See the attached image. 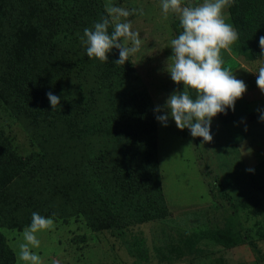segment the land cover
Listing matches in <instances>:
<instances>
[{"label": "rangeland", "instance_id": "obj_1", "mask_svg": "<svg viewBox=\"0 0 264 264\" xmlns=\"http://www.w3.org/2000/svg\"><path fill=\"white\" fill-rule=\"evenodd\" d=\"M195 1L182 0V5H198ZM100 2L104 9L105 0ZM112 4L136 10L126 19L132 30L140 33L142 45L128 62L154 111L156 159L167 215L125 227L120 233L91 227L82 215L87 209L91 211L83 201L90 193L78 183L90 180L95 184L109 176L102 167L97 171L81 170L72 162L81 154L78 142L95 152L89 156L92 161L101 151H108V147L101 146L110 141L98 134L87 137L76 133L64 122L67 119L42 113L43 106L38 107L42 113L38 118L0 100V132L15 154L20 158L36 154L32 164L41 169L34 176L43 175L49 183L52 180L65 185L71 199H75L69 202L71 199L55 196L50 207L60 214L49 216L54 219V227L37 233L40 247L32 250L41 256L42 264H264V239L257 237L258 231H264V212L243 206L264 198V186L256 179L260 169L250 164L252 141L262 137L259 124L264 123L254 118L256 112L264 114V93L256 85L264 57L247 60L236 53L235 43L230 52L221 51L223 66L245 83L246 92L235 102L234 109H227L233 115L230 123L223 125L216 116L212 118V140L203 142L200 137H192L187 128L178 130L171 118L167 126L156 120L157 115L167 113L164 106L168 97L174 91H183V85L175 84L167 71L172 55L169 42L182 32L179 14L169 12L165 18L161 0H112ZM223 16L230 23L225 9ZM158 106L162 111H155ZM34 176L23 174L0 193V217L4 221L26 215L22 212L29 209L23 208L24 199L17 191H41L42 181L35 183ZM76 201L84 205L77 207ZM26 227L0 224V233L13 256L12 264H23L18 256L21 233ZM185 234L197 237L196 252L179 260H165L169 246L186 250L182 242Z\"/></svg>", "mask_w": 264, "mask_h": 264}, {"label": "trees", "instance_id": "obj_2", "mask_svg": "<svg viewBox=\"0 0 264 264\" xmlns=\"http://www.w3.org/2000/svg\"><path fill=\"white\" fill-rule=\"evenodd\" d=\"M225 10L239 33L236 53L250 61L263 58L259 39L264 36V0H234ZM104 15L100 0H0V100L37 117L38 107L43 106L42 113L67 119L64 122L76 133L87 137L98 134L110 141L101 146L108 151H101L92 161L89 156L95 152L78 142L81 154L72 165L96 171L102 167L108 174V179L95 184L90 180L78 183L90 193V199L83 201L91 211L87 209L82 215L96 230L120 233L128 226L162 219L167 211L156 159L155 115L147 92L136 83L128 61L115 64L118 49H111L107 61L101 62L87 56L81 40L83 30L92 28ZM49 92L60 97L55 109L47 99ZM228 111L216 115L220 123L232 120ZM35 155L18 157L0 132V193L21 175L33 177L39 172L41 167L32 164ZM34 178L35 183L42 181L41 191H17L24 199L23 208L29 209L22 212L26 215L15 216L16 220L11 216L6 221L0 217V224L28 226L33 212L44 217L60 214L50 207L55 196L71 199L65 185L49 183L43 175ZM75 203L77 207L84 205ZM243 206L263 213L264 198ZM257 237L264 239V231H258ZM182 242L185 251L169 246L164 259L179 260L196 252L195 235L185 234ZM12 263L11 250L0 233V264Z\"/></svg>", "mask_w": 264, "mask_h": 264}, {"label": "clouds", "instance_id": "obj_3", "mask_svg": "<svg viewBox=\"0 0 264 264\" xmlns=\"http://www.w3.org/2000/svg\"><path fill=\"white\" fill-rule=\"evenodd\" d=\"M234 0H203L198 5H182V0H161V10L165 18L169 12L179 14L182 32L169 42L172 55L167 61V71L171 80L183 85V91H174L165 102L167 113L157 115L156 120L167 126L171 118L178 130L189 129L192 137H200L203 142H211L210 124L213 117L234 109L235 102L246 92V85L227 70L221 51H231L239 38L236 28L226 23L223 10ZM102 16L92 28L83 30L82 43L86 54L101 62L107 61V53L119 50L115 64L123 65L129 57L138 53L142 40L140 33L132 30L127 17L136 10L117 7L112 0H105ZM143 15V11H140ZM112 28L109 34V28ZM264 54V36L259 39ZM169 61L171 62L169 64ZM256 85L264 93V66L257 71ZM52 109L60 104V97L47 93ZM156 112L162 111L158 106ZM264 121V114L260 116ZM55 213H53V216ZM54 227L52 217H44L33 212L31 223L23 229V242L19 245V261L23 264H42L41 256L32 249L40 247L37 233Z\"/></svg>", "mask_w": 264, "mask_h": 264}, {"label": "crops", "instance_id": "obj_4", "mask_svg": "<svg viewBox=\"0 0 264 264\" xmlns=\"http://www.w3.org/2000/svg\"><path fill=\"white\" fill-rule=\"evenodd\" d=\"M232 116V120H233V115ZM261 116L260 112H256L255 113V122L260 121L261 119L259 118ZM231 120V121H232ZM230 121V122H231ZM228 122V123H230ZM226 123V124H228ZM259 123V122H258ZM261 124H259L260 126V130H262V137L258 138L257 141H252L253 144V149H251V163L252 166L254 168H257L258 170L260 169V171L258 172V175L256 177L257 179V183H262V185L264 186V123L260 122ZM225 125V124H223ZM237 147V144H236Z\"/></svg>", "mask_w": 264, "mask_h": 264}]
</instances>
